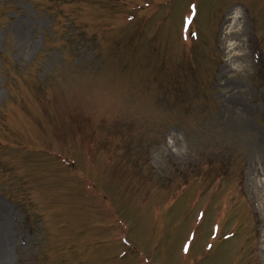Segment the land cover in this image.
<instances>
[{"label": "rangeland", "instance_id": "1", "mask_svg": "<svg viewBox=\"0 0 264 264\" xmlns=\"http://www.w3.org/2000/svg\"><path fill=\"white\" fill-rule=\"evenodd\" d=\"M191 2L0 0V264H264V0Z\"/></svg>", "mask_w": 264, "mask_h": 264}, {"label": "bare ground", "instance_id": "2", "mask_svg": "<svg viewBox=\"0 0 264 264\" xmlns=\"http://www.w3.org/2000/svg\"><path fill=\"white\" fill-rule=\"evenodd\" d=\"M229 14V13H228ZM232 16L231 15H229L228 17H227V20H226V22L224 23V25L222 26V29L224 30V29H226L227 30V25H226V23L229 21V20H231L232 19V23H231V28L229 29V31H228V35H229V38H232L233 36H235L236 34H238L239 32H238V30L236 29V27L238 26V22H239V14H240V12H239V10L237 9V10H235L234 12L232 11ZM230 44V43H229ZM230 48H229V50H230V52H233V51H235L236 50V47H238V43H231L230 45Z\"/></svg>", "mask_w": 264, "mask_h": 264}]
</instances>
